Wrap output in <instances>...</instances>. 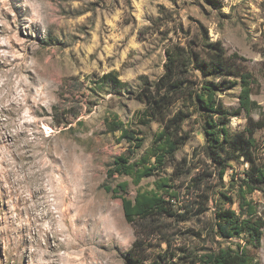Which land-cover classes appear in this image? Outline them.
I'll use <instances>...</instances> for the list:
<instances>
[{"label": "rangeland", "instance_id": "1", "mask_svg": "<svg viewBox=\"0 0 264 264\" xmlns=\"http://www.w3.org/2000/svg\"><path fill=\"white\" fill-rule=\"evenodd\" d=\"M203 32L242 57L256 79L252 117L264 116V0H0V264H124L133 227L121 200L103 186L125 179L108 177V170L128 144L105 123L112 113L135 121L144 106L107 88L93 91L86 77L115 70L135 89L162 74L170 45ZM238 92L236 85L222 94L230 112L238 107ZM246 123L242 111L228 120L234 132ZM156 127L144 129L137 154ZM189 128L190 138L176 154L183 173L209 165L202 133L192 123ZM255 137L264 158V126ZM24 139L29 143L19 151ZM5 159L14 169L25 164L20 176L38 172L36 163L46 160L41 189L33 183L15 192L3 173ZM246 166L233 162L225 185L233 170L237 176ZM136 188L129 184V196ZM252 197L263 204L259 192ZM211 210L188 224L203 228ZM258 257L264 264V233Z\"/></svg>", "mask_w": 264, "mask_h": 264}, {"label": "trees", "instance_id": "2", "mask_svg": "<svg viewBox=\"0 0 264 264\" xmlns=\"http://www.w3.org/2000/svg\"><path fill=\"white\" fill-rule=\"evenodd\" d=\"M261 56L264 60V48ZM87 78L93 91L107 88L116 97L144 106L135 121L125 123L112 113L105 123L107 131L119 132L128 144L108 170V177L125 179L103 186L121 200L124 218L133 227L134 240L122 252L123 263L260 264L264 158L255 131L264 126V116L252 117L256 79L242 57L228 54L219 40L203 32L197 39L170 45L162 74L135 89L115 70L93 72ZM83 82L76 77V84ZM236 85L238 107L230 112L222 94ZM80 107L76 101V117ZM241 111L247 123L234 132L228 120ZM190 123L202 133L209 165L183 173L176 154L190 138ZM152 124L157 127L150 131L149 144L137 154L144 144V129L150 130ZM236 161L247 166L237 176L233 170L225 185L224 174ZM143 179H151L150 187L140 185ZM129 184L137 187L133 196L128 194ZM255 192L261 194L262 205L253 199ZM209 210L211 221L203 228L188 224L200 222Z\"/></svg>", "mask_w": 264, "mask_h": 264}, {"label": "bare ground", "instance_id": "3", "mask_svg": "<svg viewBox=\"0 0 264 264\" xmlns=\"http://www.w3.org/2000/svg\"><path fill=\"white\" fill-rule=\"evenodd\" d=\"M1 137H3V133H1ZM23 143H24V145L19 148L20 149L19 151H21L26 145H28L29 142H28V140L24 139ZM26 152H19L18 155H20V156L25 158L26 157L25 156ZM4 163H5V167L3 168L4 169L3 170L4 176H5L6 179H11L15 192H18V191L23 192L24 191L23 188L26 187V185L33 184V183H35V185L37 186L36 188L39 189L40 188V183H39L40 178H39V176H45L43 174L45 173V171H48L47 170L48 166H46L47 162L44 159H41L39 162L36 163L37 167L39 168L38 172H25L21 176H20L21 171L26 170L24 163H21L18 169H14V167L12 166V162H10V161H8L6 159H5ZM16 185H18V188L15 187ZM22 199H26V198L22 196ZM45 234L48 236V232L47 231H46ZM56 234L57 233L53 232L54 237L56 236ZM81 235L83 236V234H81Z\"/></svg>", "mask_w": 264, "mask_h": 264}]
</instances>
